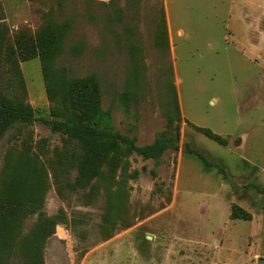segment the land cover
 Returning a JSON list of instances; mask_svg holds the SVG:
<instances>
[{
    "label": "rangeland",
    "instance_id": "374dc122",
    "mask_svg": "<svg viewBox=\"0 0 264 264\" xmlns=\"http://www.w3.org/2000/svg\"><path fill=\"white\" fill-rule=\"evenodd\" d=\"M10 51L0 91L37 117L92 79L121 134L179 139L159 161L90 158L77 183V143L5 132L0 264H264V0H0Z\"/></svg>",
    "mask_w": 264,
    "mask_h": 264
},
{
    "label": "trees",
    "instance_id": "16d2710c",
    "mask_svg": "<svg viewBox=\"0 0 264 264\" xmlns=\"http://www.w3.org/2000/svg\"><path fill=\"white\" fill-rule=\"evenodd\" d=\"M33 47L28 44L27 49ZM13 52H7L0 61L10 62ZM96 83L92 79H82L73 82L68 89L67 95L60 101L51 98L50 115L52 119L37 117L34 109L28 105L9 98L0 91V137L10 129L27 127L35 121L44 122L53 132L66 137L69 142H75L82 150L80 158V170L77 183L80 178L91 174L88 168L90 158L101 155L110 160L121 162L135 153L145 159L159 161L160 157L169 148H176L178 133H172V123L168 129L159 133L151 144L139 146L134 136L121 134L114 125L112 114L100 107L99 95ZM50 98V97H49ZM204 135L221 145L226 140L212 133L207 128H198ZM186 151L199 158L205 165L211 166L208 161L196 151L186 146ZM79 177V178H78ZM92 177V176H91ZM264 194V188H257ZM240 212V213H236ZM231 217L249 216L237 207H233ZM25 260V259H24ZM32 260L26 259L25 264H32Z\"/></svg>",
    "mask_w": 264,
    "mask_h": 264
},
{
    "label": "water",
    "instance_id": "95a60500",
    "mask_svg": "<svg viewBox=\"0 0 264 264\" xmlns=\"http://www.w3.org/2000/svg\"><path fill=\"white\" fill-rule=\"evenodd\" d=\"M259 261V263H264V260H258Z\"/></svg>",
    "mask_w": 264,
    "mask_h": 264
}]
</instances>
